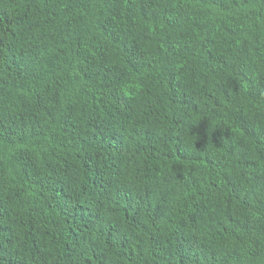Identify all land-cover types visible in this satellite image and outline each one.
Wrapping results in <instances>:
<instances>
[{"label": "trees", "instance_id": "16d2710c", "mask_svg": "<svg viewBox=\"0 0 264 264\" xmlns=\"http://www.w3.org/2000/svg\"><path fill=\"white\" fill-rule=\"evenodd\" d=\"M0 264H264V0H0Z\"/></svg>", "mask_w": 264, "mask_h": 264}]
</instances>
